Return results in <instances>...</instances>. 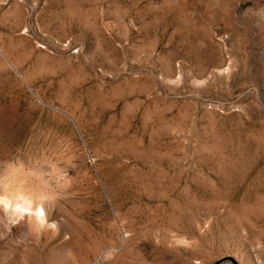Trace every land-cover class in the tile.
<instances>
[{"label":"rangeland","instance_id":"374dc122","mask_svg":"<svg viewBox=\"0 0 264 264\" xmlns=\"http://www.w3.org/2000/svg\"><path fill=\"white\" fill-rule=\"evenodd\" d=\"M0 264H264V0H0Z\"/></svg>","mask_w":264,"mask_h":264}]
</instances>
